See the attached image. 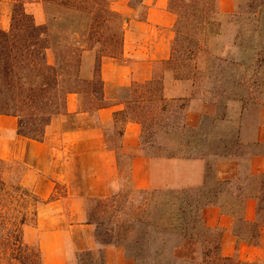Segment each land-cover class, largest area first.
Listing matches in <instances>:
<instances>
[{"label":"crops","instance_id":"0c3cea01","mask_svg":"<svg viewBox=\"0 0 264 264\" xmlns=\"http://www.w3.org/2000/svg\"><path fill=\"white\" fill-rule=\"evenodd\" d=\"M114 4L112 8L127 23L121 58L102 59L106 107L84 110L81 96L70 94L67 113L52 121L42 142L18 136V120L0 116V159L24 164L23 185L44 202L37 210V225L25 230L27 243L35 239L44 264H78L75 253L83 251H102L105 264H130L123 248L97 240V227L89 220L91 202L114 198L127 186L134 191H206L225 207L211 203L202 211L206 227L222 232L221 255L264 264V215L259 213L258 199L263 192L259 177L264 175V108H240L234 118L221 119L223 127L235 126L234 138L226 129L214 131L222 148L212 150V157L149 153L152 143L145 141V125L124 117L133 106L134 88H150L156 64L170 59L177 18L169 10V0H144V21L133 18L130 7L120 9ZM30 6L36 9L31 13L38 24H45L42 4H29L27 10ZM234 8V0H219L222 14H232ZM0 28L9 30L7 24ZM94 67L95 55L84 52L82 77L91 80ZM192 92V83L170 82L165 75L161 95L167 108L185 101L183 126L199 133L206 119L216 123L217 106L191 99ZM159 104L157 118L165 112L164 104ZM239 202L242 223L225 212L238 211Z\"/></svg>","mask_w":264,"mask_h":264},{"label":"trees","instance_id":"16d2710c","mask_svg":"<svg viewBox=\"0 0 264 264\" xmlns=\"http://www.w3.org/2000/svg\"><path fill=\"white\" fill-rule=\"evenodd\" d=\"M5 1V0H0ZM12 4L10 28L5 31L0 28V116L14 117L18 120L17 135L42 142L46 130L52 121L67 113V98L70 94H77L87 99L88 111H95L106 107L103 100V82L101 79V64L103 58L119 59L123 53V42L127 18L112 8L110 0H9ZM93 2L90 7L85 5ZM259 1V10L255 12L252 21L247 22L243 31L259 34L264 30V0ZM55 5L64 11L74 14L93 16L92 24L85 40L80 41L78 28L70 22L64 28L70 35L75 36L74 44L68 39L55 38L51 25L57 21L50 17L45 9L46 23L38 24L27 5L36 3ZM252 5V4H251ZM46 7V5H45ZM129 7L137 13L142 11L138 21L146 19L147 7L144 0H129ZM169 10L177 20L174 27L175 41L171 49V57L167 61L157 63V71L151 85H157L155 101L162 103V110H167L166 100L162 97V83L166 72L170 69L182 70L185 67L193 70V77L188 80L193 85L191 99H204L207 91L199 94L201 63L196 53L206 51L208 37L218 36L221 27L219 17V0H169ZM74 17V15H73ZM231 15V18H236ZM105 28L106 31H104ZM185 30V32H184ZM186 35V36H185ZM183 40V41H182ZM263 50L256 53V61L252 66L256 76L260 68L264 67ZM95 52V67L91 80L82 77L83 53ZM54 54V63L49 61V53ZM178 80H181L179 78ZM241 81H245L242 78ZM141 97L133 100L130 112L124 117L126 121L134 120L144 123V108ZM182 101L180 110L185 109ZM160 105V104H159ZM180 157H206V153L196 150H179ZM221 156V153H216ZM16 163L0 159V264H35L29 246L24 243V228L29 225L30 217L37 218V210L44 203L35 193L22 183V176H13ZM262 194L259 196V213L264 215V175L259 177ZM222 182L221 185H227ZM155 198L165 196L164 219L170 222L161 229L163 237L172 235L176 239L199 238L202 233L207 234L200 251L194 254L202 256L201 264H249L237 258H225L221 255L220 230L206 227L202 211L213 201L206 191H139ZM220 204V203H219ZM224 210V205L220 204ZM242 202L238 204V211L225 210L231 214L237 223H242L240 212ZM91 221V220H90ZM158 229V228H157ZM237 235H240L236 231ZM99 241V240H98ZM101 244H115L99 241ZM184 246V245H183ZM163 252V248H160ZM176 251L183 250L176 246ZM158 257L162 253L155 251ZM40 259L42 254L39 251ZM180 257V256H179ZM135 262L138 256L133 253L130 257ZM182 256L180 259H183ZM42 261V260H41Z\"/></svg>","mask_w":264,"mask_h":264},{"label":"rangeland","instance_id":"374dc122","mask_svg":"<svg viewBox=\"0 0 264 264\" xmlns=\"http://www.w3.org/2000/svg\"><path fill=\"white\" fill-rule=\"evenodd\" d=\"M110 1L112 4L116 3L114 6L120 9L129 7V0ZM40 4H42L45 21L47 20L45 9H48L50 17L57 18V21L51 25L55 38L68 39L69 43L74 44L75 36L70 35L69 38L67 30L64 29L71 22L74 24V28H78L80 41L86 39L93 16L70 13L55 5L42 2ZM92 4L91 1L85 6L90 7L88 5ZM234 4L235 8L232 14L221 13L219 17L221 22L219 35L208 37L207 50L196 53L197 59L201 63L199 70L201 87L198 91L199 94L207 91L206 101L217 106L215 124V120L213 122V120L206 119L204 127L199 133L184 128L182 123L184 110H180L179 103L167 108L164 113H161V117L157 118L155 117L157 115L156 106L159 104L155 101L157 95L155 91L158 86L134 88L133 97L143 99L141 104L144 108V138L147 143H152L148 147L149 153L154 155L181 154L179 153L180 149L186 151L196 148L197 151L206 153L208 158L212 157L214 155L212 150L219 151L222 148L220 137L214 136L217 130L222 132L221 129H226V133L232 134V138H234L235 126L224 125L223 127V124L220 123L221 119L230 116L234 118L240 108L243 110L264 108V67L260 68L256 76L258 82L255 80L252 69L253 63L257 59L256 53L263 50L264 30L253 35L243 31L242 37H238L239 34L241 35L244 25L247 22L250 23L254 18L260 3L258 0H234ZM33 10L36 9L28 7V12L31 13ZM11 14V2L9 0L0 1V26L7 24L8 29L10 28ZM235 14L237 17L231 18V15ZM141 15L142 11H138L133 15V18ZM102 29L106 31L104 27ZM92 53L94 56L95 52ZM51 54L53 56L51 64H53L54 54L52 52ZM87 60L91 62L93 58ZM193 70L186 67L182 70L170 69L165 75L170 82L181 78L180 81L185 82L188 86L191 83L188 79L193 77ZM157 73L160 75L162 72L158 70ZM242 78H245V81L242 82ZM146 92L152 93L148 95ZM81 98L83 109H87V99H84L83 96ZM230 127L233 129L231 130ZM203 129L207 131L206 135L201 133ZM229 130L231 131L228 132ZM118 135L117 132L114 136L115 142L118 140ZM10 162L16 163L13 167V176L23 177L26 171L25 165L17 161ZM166 201L165 196L157 195L155 198H151V196L141 194L127 186L114 198L97 203L91 202L88 208L89 220L97 227V240L116 243L117 246L123 248L130 264H201L202 256L199 253H194L197 250L200 251L207 234L202 233L199 238L186 240L176 239L172 235L162 236L161 229L170 223L165 221L166 218L164 219L165 209L163 206ZM36 225L37 218L31 216L29 225L24 228V234L27 228H34ZM24 234V243L31 250L29 255H33L35 264H44L43 255L42 259L39 257L38 252L41 250L35 239L27 243ZM176 246H182L183 250H174ZM160 248H163V252ZM155 251L162 253V256L158 257ZM133 253L138 256L136 262L130 258ZM182 256L184 258L180 259ZM75 257L79 261L78 264H105L102 251L97 253L93 251L76 252Z\"/></svg>","mask_w":264,"mask_h":264}]
</instances>
